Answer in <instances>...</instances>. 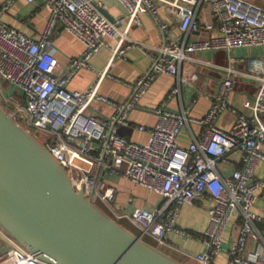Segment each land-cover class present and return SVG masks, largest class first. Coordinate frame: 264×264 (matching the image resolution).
<instances>
[{
  "label": "built area",
  "instance_id": "2783aa9c",
  "mask_svg": "<svg viewBox=\"0 0 264 264\" xmlns=\"http://www.w3.org/2000/svg\"><path fill=\"white\" fill-rule=\"evenodd\" d=\"M33 3L34 0H25ZM264 3V0H258ZM125 10V25L106 19L93 0H45L49 9L46 25L37 39L8 27L0 19V105L13 116L27 133L33 136L64 168L75 188L101 208L109 217L127 223L141 238L151 239L159 248L180 252L196 264H214L222 252L223 235L234 217L240 224L237 235L228 240L226 264H264V234L254 223L262 217L253 211L258 197L264 194V176L256 175L257 166L264 163V5L252 0H117ZM13 0L1 8L7 12ZM163 5L176 18V28L182 38H173L175 26L161 18ZM207 5L214 24L200 21L199 9ZM149 14L160 31L162 42L148 46L128 37L131 25L140 23V15ZM171 17V18H172ZM57 25L84 45L80 57L71 61L66 74L58 75L54 57L53 34ZM206 40L188 42L194 33L213 32ZM108 39H117L113 56H124L137 48L150 60V70L133 84L132 91L122 103L101 95L98 81L84 91H69L67 86L74 74L90 68L89 61L101 48H109ZM257 49L260 54L251 61L253 72L238 68L242 59L230 55L235 49ZM225 51L227 64L217 67L224 76L207 112L201 117L190 115V106L178 112L166 109L161 102L153 112L157 121L152 127L138 126L147 132L145 144L126 140L118 127L128 126V116L138 107L139 100L159 75L175 78L167 100L180 97L182 87L196 80V74H181V66L194 53ZM237 78L259 82L250 104L249 114L238 112L229 103ZM3 83L13 87L17 95L6 97ZM93 102L113 108L108 117L88 116L86 110ZM234 116L228 130L216 125L222 112ZM22 115L25 117L22 118ZM201 128L197 138L182 146L177 138L183 128ZM240 153L241 167L221 176L218 164H226L228 156ZM104 173L120 176L134 185L157 194L163 200L159 209H134L124 212L115 204L114 188L106 184ZM196 201H209L208 224L200 240L205 251L191 254L168 244L167 234L186 239L190 232L176 226L182 208ZM2 251L0 264H48L25 250L0 230ZM252 240L256 247L247 250Z\"/></svg>",
  "mask_w": 264,
  "mask_h": 264
},
{
  "label": "crops",
  "instance_id": "0c3cea01",
  "mask_svg": "<svg viewBox=\"0 0 264 264\" xmlns=\"http://www.w3.org/2000/svg\"><path fill=\"white\" fill-rule=\"evenodd\" d=\"M7 1L0 0L1 21L8 27L16 29L30 38L37 39L44 29L49 16V9L45 0H34L33 3H27L25 0H13L9 10L1 12L2 6ZM93 1L101 4L99 10L106 19L111 22L119 21V29L123 30L126 13L117 0ZM252 1L259 5H264V3L258 0ZM158 11L162 19L169 20L175 26L171 30V36L176 39L182 38V35L176 28L178 20L173 18L163 5L159 6ZM198 15L200 21L214 24L207 5H202ZM215 34V31L194 33L189 35L187 40L188 42L194 40L203 41ZM128 37L132 41L148 46H156L162 42L160 31L149 14L140 15L139 25L133 24L130 26ZM52 38L54 57L56 59L55 73L58 75L66 74L71 61L80 57L83 53L84 45L65 32L61 25L56 26ZM107 43L109 48H101L92 56L89 61L90 68H82L74 74L67 86V90L84 91L89 86L95 84L99 77L104 74L99 82L98 92L115 102L122 103L127 101L132 94L131 89L126 84H133L145 76L150 70L151 64L149 58L137 48L128 51L124 56H113V50L117 46V39H108ZM259 54L260 51L252 48H239L230 53L231 56L240 60L242 59V62L238 64V68L247 73L253 72L250 63ZM228 56L229 54L225 51L192 54L193 60L181 66V74L188 75L194 73L196 74V80L182 87L180 97L174 96L167 100L170 89L176 85V80L167 75H159L150 85L146 94L139 100L138 107L130 112L128 116L129 125L118 127V133L130 142L145 144L149 139V134L141 132L137 128L138 126L152 127L157 121V115L153 110L164 101H167L166 109L178 112L181 106H190L191 101L194 100V104H191L190 107V115L194 117L203 116L209 109L218 84L224 76L223 72L217 67L226 66ZM258 86L259 82L256 80L237 78L234 81V87L229 96L230 105L240 113L249 114L251 110L245 104L247 102L252 103ZM113 113L112 107L99 102H93L85 112L88 116L103 118H108ZM233 124L234 116L228 111L222 112L216 121V125L223 130L230 129ZM200 131V127L189 125L181 130L177 141L180 145L185 146L193 138H197ZM237 167H241L239 152L230 154L226 164L217 165V169L223 177L229 175L231 170ZM256 175L258 177L264 176V163H260L257 166ZM104 180L106 184L114 188L116 206L126 213H131L137 208L154 210L163 206L164 202L160 196L150 193L145 188L134 185L120 176L104 173ZM211 205L209 201H196L192 206L182 208L179 216L176 218V226L192 233L194 238L186 239L174 233H168V244L179 251L191 254L203 253L205 246L199 237L202 236L207 227V210ZM253 211L262 217V220L255 222L254 225L261 234H264V194L258 197ZM123 224L128 225L127 223ZM239 224L238 217L230 220L223 235L222 252L215 257L214 264H226L228 240L236 237V230ZM255 247L256 244L252 240H248L247 250L253 251ZM162 250L183 264H196L184 258L178 251L170 248H163ZM1 251L2 242L0 240V253Z\"/></svg>",
  "mask_w": 264,
  "mask_h": 264
},
{
  "label": "water",
  "instance_id": "95a60500",
  "mask_svg": "<svg viewBox=\"0 0 264 264\" xmlns=\"http://www.w3.org/2000/svg\"><path fill=\"white\" fill-rule=\"evenodd\" d=\"M0 230L48 264H183L75 190L1 105Z\"/></svg>",
  "mask_w": 264,
  "mask_h": 264
},
{
  "label": "rangeland",
  "instance_id": "374dc122",
  "mask_svg": "<svg viewBox=\"0 0 264 264\" xmlns=\"http://www.w3.org/2000/svg\"><path fill=\"white\" fill-rule=\"evenodd\" d=\"M244 56V55H243ZM245 57V56H244ZM3 91H4V95L6 96V97H9V96H16L17 95V92H16V90L13 88V87H11L10 85H8V84H4L3 83Z\"/></svg>",
  "mask_w": 264,
  "mask_h": 264
},
{
  "label": "trees",
  "instance_id": "16d2710c",
  "mask_svg": "<svg viewBox=\"0 0 264 264\" xmlns=\"http://www.w3.org/2000/svg\"><path fill=\"white\" fill-rule=\"evenodd\" d=\"M128 229H130L132 232H134L135 234H137L138 235V232H137V230H135L133 227H131V226H128V225H126V224H124ZM144 241H146L147 243H149V244H153V242L149 239V238H142Z\"/></svg>",
  "mask_w": 264,
  "mask_h": 264
}]
</instances>
